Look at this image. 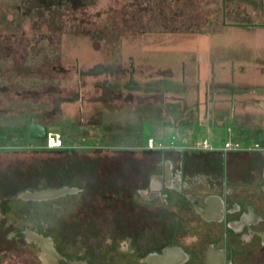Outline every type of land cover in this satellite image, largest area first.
Wrapping results in <instances>:
<instances>
[{"label": "rangeland", "instance_id": "obj_1", "mask_svg": "<svg viewBox=\"0 0 264 264\" xmlns=\"http://www.w3.org/2000/svg\"><path fill=\"white\" fill-rule=\"evenodd\" d=\"M126 4L132 3L130 0H98L95 5L85 9H66L67 11L64 10L60 16L54 15L47 22L45 19L38 17L34 21V25H32L26 19V22H22L23 27L21 29L23 31L20 33L25 36L26 40L32 42L39 38L44 39L41 44L42 53L37 56L36 62H33L35 59L33 56V60L30 58V61L26 60L24 65H20L22 70H20L21 74L19 76L7 74L4 75V79H0V87L6 89L5 92L0 93V196L9 195L8 197L12 198L33 190H59L64 187L79 188V190L74 192L76 195L73 193L57 194L55 198L44 200L42 203L27 204L30 207L33 206L34 213L30 212L25 217H22L31 223H37L40 218L44 219L48 224L46 233L56 234L66 247L74 248L75 250L84 248L86 246V236L89 237L90 235V238L93 239L95 231L91 223V233L86 232L85 236V203H90L91 199L93 200L95 197L85 195V202L83 192L86 190L88 194L100 196L108 193L105 192V189L114 190L116 180L130 177L129 171H124V176H121L118 173V167L121 164L124 167L127 162L131 165L130 163L140 164L142 161L139 153L128 158L124 153L114 152L106 147L120 141L122 144L140 142L138 138H134V135L130 133L134 130V124L128 123L122 138L118 139L116 135L107 138L101 132V129H103L100 122L101 115L104 118L110 114L118 116L124 112L131 114V118H135L138 111L140 114L148 112L145 108H136V106L131 108L130 105H124L123 108L116 109L114 113L111 112L114 111V108L103 107L106 104L104 100L106 90L109 86L110 89L112 87L107 78L113 76L114 71L111 67L112 64L101 65L99 63L93 68L83 69V72L86 76H93L92 74L98 72L96 70L99 69L106 72L107 78H103L100 83L103 92L102 96L104 97L101 100L99 98L90 100L101 103V106L97 105L87 114L86 106L84 102H81L80 109L75 114L69 113L68 115L64 113L57 116L55 115L56 113L54 115L51 113L58 106L59 108L62 106L60 104L63 99L61 91L60 93H54L53 91L43 92V90H48L58 85H72L69 70L73 72L74 68H77L76 66L81 69L86 67L84 66L86 62V40L83 41L82 39L84 38L77 35L74 36L77 42L71 43L74 33L80 35H102V56L105 60L102 62L103 64L114 62L117 57H125L129 52H132L133 47L131 44L128 45L124 41L126 34H129L130 31L144 29V31L153 33L154 35L150 36L149 47L147 48L145 44L137 52L143 50L145 58L147 57L151 60L155 64L157 71L166 77L172 78L177 73L182 74L183 81L180 84L177 81H168L165 86L167 89L165 94H173L177 101L182 104L179 110L181 112L186 111V113L191 111L192 107L190 105L199 97L200 91H198V88L205 86L206 82L207 89L212 95L216 93L217 95H227L231 89L239 91L254 83L253 81L242 82L240 80L243 69L246 72L251 69L255 70L254 68L258 67L264 69V43H257L252 39L253 37L261 38V36L264 39V12L261 11L264 7L261 10L251 12L250 9L240 4V10L235 14L230 10L233 18L229 23L226 21L228 18L226 19L222 15L219 5H216V7L211 6V10L210 8L207 10L206 7L200 9L199 5L196 4V0H188L186 5L182 2L179 6L186 11L180 15L175 13V10L178 11L177 8L179 7L177 2L174 3V1L170 0H152L153 8H151L149 13L136 12L132 6L128 7ZM194 8L199 9L196 10ZM162 16L166 17V19H163ZM4 18L16 20L18 15L16 13L5 14L4 7L0 5V20ZM132 19L135 20L131 24ZM146 19L150 21L145 22ZM204 19H207V21L203 22ZM140 20H144L143 26L140 25ZM171 31L177 33L174 34ZM198 31L211 34L200 35L197 33ZM162 32H164L166 37L162 36ZM0 34H7V32L0 29ZM63 34V58L61 60L59 47ZM178 35L184 36L186 39L182 38L177 41L176 36ZM189 35L191 36L189 37ZM167 37H173V39H166ZM46 38L48 41H46ZM77 43L78 46H76ZM13 44L15 47L17 46L14 56L24 53L25 42ZM70 45L73 48L70 49ZM49 57L52 59L51 62L49 60V63L41 61V58ZM51 66H55V68L52 69ZM64 66L65 68H71L66 70ZM31 69L33 73L28 74ZM207 76L209 77L205 82ZM114 78L113 80L117 83L119 90L129 83L127 79L117 80ZM83 81L84 79H82V83ZM262 83L264 86V82ZM154 88L156 102L154 111L149 109V113L153 111L157 119L160 107L156 106V104L159 103L157 101L159 96H161V93H157L160 91L159 81H155ZM72 91L73 89L64 90L62 95ZM151 92L153 93V89ZM162 93L164 95V89H162ZM39 104H44L47 115L45 117L41 115L37 118L40 122L48 125V130L59 131V129L65 127L69 140V147L66 151L35 150L33 148L30 151H24L27 147L34 146V144L36 146L42 145L43 142L36 139H24L27 126L23 113L29 112V110L35 112L38 110L36 108ZM55 105L58 106L54 107ZM168 105L169 103L165 104L163 108L164 113H169L167 117H164L165 120H170L169 116L173 117ZM242 112L236 106L235 122L242 123L229 125V129L233 134L238 136L232 137L233 142L236 141L240 146L239 151H229L232 155L239 152L253 154L252 152L256 150L254 148L256 144H254L255 137L258 136V133H264V123H260L257 120L258 116L259 118L262 116L259 111L251 109L247 115H242ZM188 113L187 115L189 116ZM31 115L32 113H29L28 118ZM54 125H57V127L52 128ZM178 125L183 126L184 123L179 121ZM227 126L228 124L216 123L215 128H213L214 131H208L205 126L201 131H198L199 128L194 123L191 126L192 128L189 126L186 131L187 134L184 133L183 136L192 137L194 141L198 142L197 144L194 142L197 145L194 149H201L198 147L204 137L210 139L209 143L211 146L214 145L219 148L223 146L228 135ZM19 135L21 137H18ZM152 137L156 139V144L164 139L163 135L159 134L157 127L153 128ZM161 143L166 147L172 145L169 140H162ZM123 157H125L126 162ZM134 157L136 160L133 159ZM228 157L225 159L230 165H234V163L247 164L253 160V158H248L247 156L242 158ZM104 181L106 183H103L105 184L103 186L102 182ZM109 195L110 201L115 199L113 192ZM96 199L98 201L99 198L96 197ZM10 203L12 212L17 214L15 208L17 206L20 207L22 204L20 202L17 204L13 201ZM91 206V212L93 209L96 210L98 208L95 203H92ZM36 212L37 214H35ZM95 216L96 219H92V221L102 220L103 222L100 228H112L113 221H105L106 219L104 220L101 214H95ZM27 224V222L16 217H12L10 222H7L3 217L0 218V264H54L46 259L44 249L40 244L31 240L24 242L23 239H16L23 234L24 227L31 229ZM8 229L16 233L14 235L13 233L11 234L12 238L9 239L10 252L5 253L6 246H8V240L6 239ZM37 229H40L39 225ZM96 233L98 232L96 231ZM17 241L25 243V247L22 250L16 249Z\"/></svg>", "mask_w": 264, "mask_h": 264}, {"label": "flooded vegetation", "instance_id": "obj_2", "mask_svg": "<svg viewBox=\"0 0 264 264\" xmlns=\"http://www.w3.org/2000/svg\"><path fill=\"white\" fill-rule=\"evenodd\" d=\"M37 1L39 5L34 6L32 0H19L18 18L0 20V29L7 32L0 34V74L3 76H19L20 65L33 56L36 62L42 53V38L33 42L26 40L20 33L22 22L27 19L34 25L33 20L43 12L53 15L60 7L81 9L86 6V0ZM16 42L26 44L24 53L14 56L17 46L13 43ZM31 72L32 69L29 74ZM33 120L36 121L34 116ZM24 137L29 139L27 133ZM167 149L177 150L175 147ZM263 149L258 147L253 154H247L248 158H253L250 163L230 165L225 159L226 150L210 157L198 154L202 158L196 161L198 155L193 154L189 160L182 150L138 152L125 148L127 151L120 153L128 158L139 153L142 161L118 167L121 176L129 171L130 177L116 180L114 190L105 189L108 193L100 196L83 192L85 202V195L95 197L85 203V236L86 232L91 233V223L95 231L93 239L86 236V246L79 250L66 247L56 234H47L48 224L44 219L31 223L22 218L34 213L33 206L27 204L42 203L55 196L41 195L36 199L21 194L13 196V200L9 195L0 196V218L10 222L16 217L27 222L31 229L24 227L23 234L16 239L40 244L46 259L54 264H264ZM103 183L106 182H102L104 186ZM111 192L115 194L112 201ZM71 193L74 194H65ZM9 201L22 204L15 208L17 214L12 212ZM92 203L98 208L91 212ZM95 214H101L107 222L113 221L112 228H100L102 220L92 221L96 219ZM12 233L16 232L8 229L5 253L10 252ZM47 237L54 242V254L46 250ZM24 244L17 241L16 249L22 250Z\"/></svg>", "mask_w": 264, "mask_h": 264}, {"label": "crops", "instance_id": "obj_3", "mask_svg": "<svg viewBox=\"0 0 264 264\" xmlns=\"http://www.w3.org/2000/svg\"><path fill=\"white\" fill-rule=\"evenodd\" d=\"M0 5L4 7V11L8 12V14H14L16 13L17 6L19 5V0H0ZM98 0H96L95 4L97 3ZM132 4H126V6L134 8L133 10L142 11L144 13H149L151 11L152 7V0H130ZM168 1V0H167ZM177 2V6L182 4L184 2L186 5L188 3V0H170ZM186 1V2H185ZM34 3L35 5H39V1L37 0H32L31 4ZM37 3V4H36ZM94 4V5H95ZM196 4L199 5V8H204L206 7L207 10H211L212 7H216V5H219L223 11L225 10H231L235 14L240 10L239 5H244V7H247L250 9L251 12L261 10L264 7V0H196ZM91 6H83L81 9H85L86 7H92ZM134 6V7H133ZM137 6V8H136ZM16 7V8H15ZM158 9V7H156ZM166 8V7H165ZM199 8H194V9H199ZM259 8V9H258ZM179 12L184 11L180 6L177 8ZM132 10V11H133ZM243 10V9H242ZM262 9L261 11H263ZM17 12H19L17 10ZM208 16V15H207ZM226 21H232L233 15L230 14V16H225ZM135 19L131 20V24L133 23ZM143 21V23H141ZM150 20H145V22H149ZM207 19H204L203 22H206ZM225 21V23H226ZM201 22V23H203ZM140 25H144V20H140ZM230 23V22H229ZM204 24V23H203ZM223 24V23H222ZM174 34L177 32L171 31ZM198 34L202 35H210L211 33L207 32H197ZM73 34V33H72ZM186 34V32H185ZM68 35V34H66ZM80 36L84 39L83 41L86 40V62L84 63L85 68H74V73L69 70V75H70V80H72V85H58V93L61 91V97L63 98L60 104L62 105L60 108L59 106L56 108V110H51L53 115L60 116L63 115L64 113L68 114L69 113H77L80 109V104L81 102H84L86 106V112L87 114L90 113L91 109L96 107L97 105H100L101 103L97 101H90L93 100L92 98L95 99H102L103 92H102V86H101V80L106 77V72H103V70L99 69L96 70L98 72H95L92 74L93 76L89 75L86 76L84 74L83 69L87 68H93L97 64L101 65H106V64H112V70L114 71L113 76H110L108 81L112 85L111 89L110 86L106 90V95H105V102L106 104L103 106L105 108L107 107H112L114 108L115 112L116 109H121L124 107V105H130V107H139V108H145L148 113L146 114H140L138 111V114L135 118H131L128 113L122 112L118 116L110 114L107 115V117L102 118L103 116L101 115L100 122L103 126V129H101V132L104 134L105 137L109 138V136H117L116 138L120 139L122 138V134L125 132L126 127L128 123H133L134 124V130L130 133L134 135V138H138L140 140L139 142H134L131 144H122L121 141L118 143H113L110 144L107 147L108 150H117V149H125V148H133L136 149L138 152H147V151H153L155 149H147L145 148V144L142 143V126L143 123L146 121H149L152 123V133H153V128L157 127L158 132L160 135H163L162 139L163 141H170L172 142V145H169L165 147L162 150L159 151H168V152H175L177 150H182L186 156L191 159V156L193 154L195 155H200V154H206L208 157L214 155V154H219V152H223L224 149V143L226 141H231L233 142V136L238 137L237 135H234L233 132L229 129L230 124H239L242 122H235V111H236V106L237 108H240L243 112L242 115H247L249 114V110L251 109H256L259 111L262 116L259 118L258 116V121L260 123H264V86L263 83V76H264V69L262 67L254 68L255 70L251 69L248 72L246 70H242V74L240 76V80L242 82H249L253 81L254 83L251 84L249 87H245V89H241L239 91H236L235 89L229 90L227 95H212L208 89H207V82L205 79V87H200L198 88V91H200L199 97L197 100H194L192 104L190 105L191 111L188 113L189 116L187 115L186 111L181 112L180 106L182 105L180 102L177 101L176 97H174L173 94L168 93L167 89L165 86L167 85L168 81L173 80L177 81L179 84L183 81L182 74H176L175 76L171 77H166L165 75L160 74V72L157 71L156 66L154 63H152L151 60H149L147 57L145 58V53L143 50L141 52H137L138 49H141L145 44L147 48L149 47V43L151 42V37L154 34L151 33L150 31H144L143 30H132L130 31L129 34H126V37L124 38V41L133 47L132 52H129V54L125 57H117L114 62H106L103 64L105 60L103 59L102 56V43H103V37L102 35H93V34H86V35H80V34H73L72 38L73 41L71 43L77 42L74 39V36ZM70 36V35H69ZM162 36L166 37L164 32H162ZM191 35H189L190 37ZM174 37V36H173ZM173 37H167L166 39L172 40ZM128 38V39H127ZM182 38L186 39V37L178 35L176 36L177 41L181 40ZM263 36L260 37H253L252 39L257 42V43H264V39H262ZM164 39V38H161ZM63 41H64V34L61 36L60 39V47H59V53L61 54V60L63 58L62 55V48H63ZM161 41V40H159ZM78 46V43L76 44ZM69 48H73L71 45ZM121 63V64H120ZM63 65V64H62ZM69 66V65H67ZM83 66V67H84ZM69 68L64 69L68 70ZM156 69V70H155ZM73 70V68H72ZM164 74V73H163ZM227 74L230 76V74L227 72ZM214 75V74H212ZM114 79L117 80H123L127 79L129 80V83L125 85L124 88H121L120 90L118 89L117 83H115ZM82 79H84L82 83ZM159 81V90L157 93H161V96H159V100L156 104V106L160 107V111L158 114V117L156 119V114L153 113L154 107H155V93H154V85L155 81ZM69 91V89H73L71 93L68 94H63L62 92L64 90ZM153 89V93L151 90ZM162 89H164V95L162 93ZM236 91V92H235ZM141 99V100H140ZM126 102V103H125ZM170 106V113L172 114L173 117H170V120H165L164 117H167L169 113H164L163 108L165 104H168ZM82 104V105H84ZM101 106V105H100ZM31 107V106H30ZM37 109V108H36ZM149 109H153L149 113ZM60 110V111H59ZM222 110V111H221ZM29 110V113H32L36 121L40 122V120L37 117L41 116L42 111H33ZM221 112V113H220ZM39 114V115H37ZM47 115V114H45ZM218 115V116H216ZM220 115V116H219ZM214 116V117H213ZM45 117V116H44ZM213 117V118H212ZM243 117V116H242ZM47 118V117H46ZM182 118V119H181ZM90 121V120H89ZM181 121V123H184L183 126H179L178 122ZM196 127L199 128L198 131H201L203 127L205 126L208 131H214L213 128H215V124H228L226 127L228 129V135L226 136V139L223 143L222 147H217V146H211L209 143L210 139L208 137H204L202 139L207 141V144L209 145L208 148H202L198 147L201 149H196V150H201V151H186V150H194L195 147L197 146L194 144V142L197 144L198 142L194 141L192 137H185L183 134H187V130L189 129V126L191 127L194 123ZM25 123H27V128L25 131V134L27 133L28 136V116L26 117ZM44 124L43 122H40ZM190 123V124H189ZM188 124V125H187ZM47 125V124H46ZM48 126V125H47ZM57 127V125H54L52 128ZM192 128V127H191ZM52 131H57L54 129H51ZM61 134V130L57 131ZM118 134V135H117ZM215 138L214 136H212ZM154 138V137H153ZM190 138V139H189ZM264 138V133H258V136L255 137L254 139V144L258 143V140ZM111 139V138H110ZM156 141V139L154 138ZM161 140V141H162ZM191 140V141H189ZM160 141V142H161ZM69 142V140H68ZM67 141L63 142L64 143V148L68 149L69 143ZM236 142V141H235ZM38 144V143H37ZM194 144V145H193ZM202 144V143H201ZM170 147H175L177 150H172V149H167ZM27 148H38L36 147V144L31 147ZM49 149L50 148H46ZM40 150V149H39ZM51 150H60L58 148L52 149ZM229 151L233 150H226L224 151L228 156L230 157H246V153H234L233 155L229 153ZM237 151V150H236ZM235 151V152H236ZM239 151V150H238ZM223 152V153H224ZM264 153V149L262 150ZM196 158L195 160H199V157ZM232 155V156H231ZM229 158V157H228ZM192 162V160H191Z\"/></svg>", "mask_w": 264, "mask_h": 264}, {"label": "water", "instance_id": "obj_4", "mask_svg": "<svg viewBox=\"0 0 264 264\" xmlns=\"http://www.w3.org/2000/svg\"><path fill=\"white\" fill-rule=\"evenodd\" d=\"M48 127L45 124H42L38 121L33 120V115L28 118V137L29 139L43 140L46 137ZM152 136V123L146 121L142 126V143L145 144L149 137ZM259 146L264 148V138L259 140ZM76 188L73 187H64L59 190H47V191H34V192H25L23 194L31 195L36 199L45 195L46 197H52L57 194H65L70 192H75ZM46 243L44 244L47 251L52 252L54 254V242L50 237L46 238Z\"/></svg>", "mask_w": 264, "mask_h": 264}, {"label": "trees", "instance_id": "obj_5", "mask_svg": "<svg viewBox=\"0 0 264 264\" xmlns=\"http://www.w3.org/2000/svg\"><path fill=\"white\" fill-rule=\"evenodd\" d=\"M95 2H96V0H86V6H91V5H94L95 4ZM67 9V7H60L59 8V10H56V14H54L53 13V15H50L49 14V12H43L42 13V15L40 16L42 19H45V21L47 22L48 20H50L52 17L51 16H54V15H61L62 13H63V11L64 10H66ZM159 9V8H158ZM221 9V8H220ZM67 11V10H66ZM176 12V15H180V14H182L184 11H186V10H184V11H182V12H179V11H177V10H175ZM193 11V10H192ZM220 11H222V15L223 16H228L229 14H230V10H225V11H223V9H221ZM174 12V11H173ZM175 16V15H174ZM162 18L164 19H166V17H164V16H162ZM34 21L35 20H33V23H34ZM40 22H41V19H40ZM45 22V23H46ZM42 40H44V39H42ZM44 42V41H43ZM33 58V57H32ZM31 58V59H32ZM51 62L52 61V59L49 57V58H41V61H43V63H46V62H48L49 63V61ZM28 61H30V60H28ZM45 65V64H44ZM22 67V66H21ZM51 68L52 69H54L55 68V66H51ZM29 74V73H28ZM5 78V76H3V75H1L0 74V79L2 80V79H4ZM5 88H2L1 89V87H0V93H2V92H5ZM54 92V93H58V91H59V89H58V86L57 87H53V88H50V89H48V90H43V92ZM54 107H57V105H55ZM45 106H44V104L43 105H41V104H39L38 106H37V111H42V113H41V115L42 116H45ZM31 112V111H30ZM24 114V116H23V118H24V120L26 119V117L28 116V112H25V113H23ZM23 120V121H24ZM27 126V125H26ZM65 127H63V129H60L61 130V136H62V139H63V142H65V141H67L68 142V138H67V132H66V130L64 129ZM29 138V137H28ZM140 143V142H139ZM66 148V147H65ZM64 147H62V148H58V149H60V150H58V151H66V149H65ZM33 149H35V150H39V149H43V150H47L46 148H33ZM163 149V148H162ZM162 149H159V150H162ZM30 150H32V148H27V149H24V151H30ZM49 150V149H48ZM128 150V149H127ZM127 150H125V149H117V150H113L114 152H125V151H127ZM158 149H155V150H153V151H155V152H157V151H159ZM86 191V190H85ZM96 245L98 246V243H96Z\"/></svg>", "mask_w": 264, "mask_h": 264}, {"label": "built area", "instance_id": "obj_6", "mask_svg": "<svg viewBox=\"0 0 264 264\" xmlns=\"http://www.w3.org/2000/svg\"><path fill=\"white\" fill-rule=\"evenodd\" d=\"M42 145H37L38 148H62L64 147L62 136L57 131L47 130L46 137L42 140ZM164 146L161 142L155 143L154 138L151 136L148 138L145 143V148L147 149H164ZM195 147V146H193ZM199 147L208 148V144L206 140H203L202 144ZM255 148H260L259 144L256 143L254 145ZM196 148V147H195ZM210 148V147H209ZM224 149L226 150H240V146L237 142L226 141L224 143Z\"/></svg>", "mask_w": 264, "mask_h": 264}, {"label": "bare ground", "instance_id": "obj_7", "mask_svg": "<svg viewBox=\"0 0 264 264\" xmlns=\"http://www.w3.org/2000/svg\"><path fill=\"white\" fill-rule=\"evenodd\" d=\"M48 253H50V251H48Z\"/></svg>", "mask_w": 264, "mask_h": 264}]
</instances>
